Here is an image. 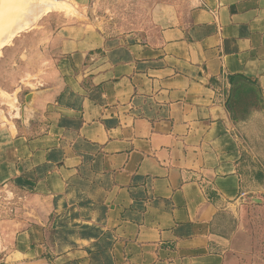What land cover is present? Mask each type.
Returning a JSON list of instances; mask_svg holds the SVG:
<instances>
[{"label":"crops","instance_id":"crops-1","mask_svg":"<svg viewBox=\"0 0 264 264\" xmlns=\"http://www.w3.org/2000/svg\"><path fill=\"white\" fill-rule=\"evenodd\" d=\"M148 13L53 37L23 121L0 128V185L26 197L0 264L244 262L235 212L264 192L242 160L252 127L264 141V0ZM237 90L255 97L240 119Z\"/></svg>","mask_w":264,"mask_h":264},{"label":"rangeland","instance_id":"rangeland-1","mask_svg":"<svg viewBox=\"0 0 264 264\" xmlns=\"http://www.w3.org/2000/svg\"><path fill=\"white\" fill-rule=\"evenodd\" d=\"M154 1L156 0H37L42 9L40 12L33 10L36 15H33L32 9V15L27 14V9L26 16L30 18L26 20L25 28L22 26L4 41L11 34L15 23L11 20L8 25L0 27V128L4 129L9 125L15 129L14 124L23 121L25 94L36 87L33 83L38 85L44 71L56 59L55 50L52 49V39L56 33L64 28L74 32L86 25L88 29L105 30L111 35L120 34L131 28V23L123 22H130L132 15L140 20L146 19L149 14L148 6ZM50 3H54L53 6ZM54 5H58L57 8H53ZM127 25L129 26L126 27ZM239 92H234L236 98L232 107L237 119L244 118L249 108L255 105L252 92ZM252 128V134L246 136L248 154L242 160L253 170V175L264 174V141H260L258 134L261 126ZM242 132L244 133V129ZM253 197L255 201L249 200L235 212L236 243L244 256L242 264H264V192L256 191ZM25 198L19 192L0 185V259L7 253L6 245L12 242L5 233L14 227L10 221L20 214L21 202Z\"/></svg>","mask_w":264,"mask_h":264},{"label":"bare ground","instance_id":"bare-ground-1","mask_svg":"<svg viewBox=\"0 0 264 264\" xmlns=\"http://www.w3.org/2000/svg\"><path fill=\"white\" fill-rule=\"evenodd\" d=\"M33 0H0V27L2 26H6L8 25L9 23H11V20H13V22L15 23L13 25V27L11 28V34L7 35L4 39V41H6L8 39V37L10 35H13L14 32L17 30H20L22 26H24V24L26 23L27 24V19L29 16H26L27 14L29 15H32L31 13V9L32 11L33 10H36V11H39L40 12V8L41 6L38 5L37 3V0L36 1H33ZM39 1V0H38ZM46 1V0H45ZM36 2V3H35ZM43 3V2H41ZM39 2V4H41ZM45 3V2H44ZM35 4V5H34ZM51 4V3H50ZM54 4V3H53ZM53 4H51L53 6ZM56 4V3H55ZM63 5V3H62ZM60 5V6H62ZM50 6V9H52ZM55 7L53 8H57L58 5H54ZM65 6V4L63 5ZM67 8V7H65ZM29 9V11L27 10ZM68 9V8H67ZM70 9V8H69ZM47 10V9H46ZM28 11V12H27ZM43 11V10H42ZM50 11V10H49ZM70 11V10H69ZM27 12V14H26ZM34 12V11H33ZM37 12V13H39ZM48 12V11H47ZM31 13V14H30ZM36 12L33 13V15L35 14ZM36 15V14H35ZM41 14H39L40 16ZM38 16V15H37ZM38 16V17H39ZM34 17V16H32ZM30 18V17H29ZM36 19H38L37 17H34ZM35 19V20H36ZM16 20V21H15ZM30 22V21H29ZM34 23V22H33ZM32 23V24H33ZM19 24V25H18ZM31 24V25H32ZM29 27V26H28ZM23 28V27H22ZM25 28V26H24ZM20 32V31H19Z\"/></svg>","mask_w":264,"mask_h":264},{"label":"water","instance_id":"water-1","mask_svg":"<svg viewBox=\"0 0 264 264\" xmlns=\"http://www.w3.org/2000/svg\"><path fill=\"white\" fill-rule=\"evenodd\" d=\"M33 94H29L28 96H27V98H26V103L28 104V105H31L32 104V99H33Z\"/></svg>","mask_w":264,"mask_h":264},{"label":"trees","instance_id":"trees-1","mask_svg":"<svg viewBox=\"0 0 264 264\" xmlns=\"http://www.w3.org/2000/svg\"><path fill=\"white\" fill-rule=\"evenodd\" d=\"M248 92H252V93H254L252 90H249ZM237 96H239V95H237Z\"/></svg>","mask_w":264,"mask_h":264},{"label":"built area","instance_id":"built-area-1","mask_svg":"<svg viewBox=\"0 0 264 264\" xmlns=\"http://www.w3.org/2000/svg\"><path fill=\"white\" fill-rule=\"evenodd\" d=\"M244 196V195H243Z\"/></svg>","mask_w":264,"mask_h":264}]
</instances>
